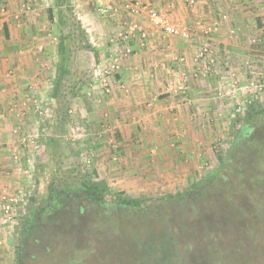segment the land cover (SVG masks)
Wrapping results in <instances>:
<instances>
[{"label":"rangeland","instance_id":"374dc122","mask_svg":"<svg viewBox=\"0 0 264 264\" xmlns=\"http://www.w3.org/2000/svg\"><path fill=\"white\" fill-rule=\"evenodd\" d=\"M69 1H62L49 23L40 18L46 7H0L20 25L25 13L37 14L28 30L36 51L50 57L56 47L58 53L42 88L44 98L34 89L24 94L35 97L26 105L32 127L19 130L26 153L22 172L29 183L22 196L1 202V210L8 206L15 213L5 264H264V0H211L218 20L204 17L193 29L159 14L184 27L187 39L200 37L192 72L202 90L198 120H192L193 133L168 135L167 143L171 126L154 135L145 107L141 119L133 117L132 103L122 101L132 96L131 89L115 84L133 54L131 38L126 45L117 39L137 25L111 34V55L100 57L94 52L100 37ZM224 1H238L242 18L222 11ZM187 3L194 7L196 0ZM107 6L95 9L97 20L115 13L111 5L112 13L102 16ZM136 7L123 8L132 13ZM149 11L151 26L164 33L150 22ZM114 58L118 69L112 68ZM55 110L64 115L57 125ZM81 176L103 181L110 198L159 203L149 208L141 203L139 212L71 209L78 217L60 223L64 232L47 237L48 218L32 229L42 230L40 242L25 238L27 207L33 201L42 205L52 185L76 183Z\"/></svg>","mask_w":264,"mask_h":264},{"label":"crops","instance_id":"0c3cea01","mask_svg":"<svg viewBox=\"0 0 264 264\" xmlns=\"http://www.w3.org/2000/svg\"><path fill=\"white\" fill-rule=\"evenodd\" d=\"M62 1L0 0V7L16 9L24 4L41 9L46 7L47 10L42 11L40 18L42 22L49 23L50 17L47 16L49 9H51V18L55 21L56 10L60 11L64 6ZM69 2L75 14L78 13L77 15L82 19V23L93 27L95 35L100 37L94 49L100 57L111 55L109 44L111 34L129 28L130 24L137 25L138 28L133 30L129 42L133 54L124 64L122 63L117 75L118 82L115 83L116 86L117 83H123V86L131 89L132 96L127 97V100L123 99V103H132L133 117L138 116L139 119H141V110L145 107L144 112L153 121L151 127L154 135L164 130L165 124L171 126L172 128L168 127L164 136L166 143L168 135L179 137L193 133L195 128L191 124L192 120H198L196 117L200 111L198 94L202 91L197 79L192 77V72L197 71L194 55L200 37H197V33L194 34L193 39L166 35L151 26L146 12L151 9L169 17L173 22L193 29L194 25L204 17L211 18L212 21L218 20L217 9H214L216 5L211 4V0H196L194 7L187 3L188 0H70ZM237 2L234 1L232 5L226 4V1L220 2L224 6L222 11L236 21L243 16L239 15L241 6H238ZM131 3L138 6L136 12H127L123 8L125 4L131 5ZM105 5H112L115 13L111 18L99 21L94 16V11L97 7ZM25 14V18H20L22 24L20 25L17 23L18 20L8 13H0V206L4 199L7 202L8 198L22 196L23 187H28L29 183L22 172L25 168L23 162L26 153L23 152L20 143L19 130L29 131L32 127L34 116L26 105L35 97L31 98L32 95L25 97L24 94L29 89H34L38 98L42 100L43 95L45 96L42 88L51 76L50 66L52 65L54 69L58 64L56 47L52 48L50 57L46 56L45 51L41 53L36 51L34 37L29 35L28 30L36 23L38 15L34 14V16L28 12ZM7 71L13 76H7ZM186 128L188 129L185 130ZM2 213L3 210L0 209V264H5L6 252L10 250L11 242L8 229L12 222L4 218Z\"/></svg>","mask_w":264,"mask_h":264},{"label":"trees","instance_id":"16d2710c","mask_svg":"<svg viewBox=\"0 0 264 264\" xmlns=\"http://www.w3.org/2000/svg\"><path fill=\"white\" fill-rule=\"evenodd\" d=\"M48 16L51 19V10H49ZM61 51L65 48L60 47ZM64 75V74H63ZM56 125L64 119V115L61 116L59 112L55 110ZM49 189V194L40 205L37 201H33L26 209L28 215L26 216L23 224V236L32 240L33 244L40 242V235L42 230L33 232L38 224H41L43 220L50 218L48 223L49 233L47 237L54 236L57 233L64 232L59 228L60 223L71 222L73 218H77L79 207H83L88 210H124L128 209L131 212H136L140 209L144 203L143 208H149L151 205H146L141 199H134L128 196L116 195L115 198H110V190L103 181H94L89 178L81 176L80 180L76 183L64 181L61 185H52ZM34 200L33 197L29 199ZM84 202V205H82ZM86 203V204H85ZM106 207V208H105ZM88 208V209H87ZM75 209L77 212L70 213L69 211ZM139 212V211H137ZM51 238V237H50Z\"/></svg>","mask_w":264,"mask_h":264},{"label":"built area","instance_id":"2783aa9c","mask_svg":"<svg viewBox=\"0 0 264 264\" xmlns=\"http://www.w3.org/2000/svg\"><path fill=\"white\" fill-rule=\"evenodd\" d=\"M191 3L194 2V0H190ZM112 7L111 6H107L104 7L100 10V13L102 16H108L109 14L112 13ZM149 15L148 18L150 20V22L159 30L163 31L166 35H170V36H174V37H179V38H183V39H187L189 38V33L187 32V30L184 27L178 26L176 24H172L170 23L165 17L157 14L154 11H149ZM130 30L120 34L119 38L117 39L122 40L123 44H127L128 40L130 38L129 34H131L133 32V28H129ZM128 34V35H127ZM125 53H129V49H125L124 50ZM203 55V52L200 53V57ZM112 68L115 67L118 69L119 67V62L116 58L112 59L111 61ZM113 71V70H112ZM106 74H109V71L105 72ZM42 132H45L44 129H42ZM3 210V217L6 218L8 221L13 220V218H15V213H13L12 210H10V208L8 206H4Z\"/></svg>","mask_w":264,"mask_h":264}]
</instances>
